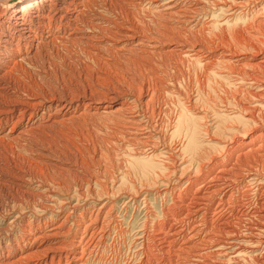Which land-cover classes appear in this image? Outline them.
Masks as SVG:
<instances>
[{
  "label": "bare ground",
  "instance_id": "1",
  "mask_svg": "<svg viewBox=\"0 0 264 264\" xmlns=\"http://www.w3.org/2000/svg\"><path fill=\"white\" fill-rule=\"evenodd\" d=\"M98 1L97 0L96 1H94V0H12V1L5 0V3L3 4L2 8L0 9V99H1L0 100V157H1L0 160L3 161L0 163V165H1L0 181L3 182V184H1V187L4 188L5 190L7 188H10L11 186H14L13 188L17 187L18 189H22L23 191L25 190L23 193H21L23 196H20V198H22L24 196L25 197L28 196L29 197L28 199L32 198V196H30V194L33 192H31L29 195L25 192H28L29 190H35V191H40V193H41V195H39V196H38V194L35 193L38 196V199H41L42 201H49L52 204V202L56 203L58 201L57 197L62 196L63 193L64 194L68 193L67 195H69V196L70 195L71 196L76 195V194L73 195V194L69 193L71 191L67 192V190H71L69 188H67L65 190L66 185L61 184L64 180L62 182L60 181L61 182L60 183L59 182L60 179L59 180L57 179L58 176L59 177L62 176L63 173L65 174V173H68L69 171H71V170H69L71 168V166H70L71 163L69 164V162L65 161L66 158H67L66 160H68V159L70 160V158L67 157L70 154L69 155L67 154L68 151L65 149L66 146H64L65 148L62 147L63 150L65 149V151H67L66 153L59 152L60 149H59V151L57 149H52L53 145H55V143H57L55 141H59L58 136H60L61 138L63 136V135H61V134H63V132H62L63 130L60 127H63L65 129L66 133H70L71 136H76V134L72 133V131H71L72 130L71 128H73L74 125H78L77 127H80L83 124H86L88 122V120H90L91 118L94 119L93 117H96V115L100 116V118H102V119L112 117L111 122H113V120H114L113 117L124 116L131 109L129 107V104H128V98L127 97L122 98L123 96L120 97L122 93L120 94V96H119V94L117 95L116 92H115L116 95H113L112 93L108 92V90H106L107 91L106 92L107 97L103 96V98L102 99L100 98V100L97 102V100L99 98L98 99L96 98V101H95V100H93L94 97L90 96L92 99L85 97L87 89L84 90V88L83 89L81 88L82 91L83 90L85 91L83 94H80V95H82V97H79V96L71 97L72 94H74V93H68L67 92L68 94L67 93L61 94V96H59L57 99H49L47 97L49 100H46L44 97L41 96V94H43V96L45 95V97H46V94H47L46 92L51 90V87H53L50 85V83H49L50 89L49 90L47 89L46 92L43 91L42 88H37V87L33 86L34 84L30 85V84L26 83L27 86L26 85L20 86V85L15 84L14 80H17V78L19 77L20 79L18 81H20L22 79L21 76H24L23 75L24 73H22L23 69L18 65L20 63H23V62L26 63L27 61L30 60V58L32 56L34 58V56L36 57L37 55H39L38 50L39 49L41 50V48H40L41 45H44V46L48 45V47H49V44L61 45V46L67 47V50H68V48H70V49L72 48L71 50H73L74 49L73 47H75V46L69 47V45L70 44L73 45L74 43H76V44L80 43V46H84L86 49H88V53L90 56L92 55V52H96L95 54H97L98 56H101L100 51H102V49L103 50L106 49L108 51L110 50L111 53L113 52L118 57L126 56L125 54H128L131 56V54H133L132 53L133 50H136L137 52H135V56L129 57V60H128V62L131 61L132 64L131 63H128V64H131L133 66L136 65L137 67L149 65L150 64L149 59L151 56H153L152 54L155 53V50H163L160 52V54L162 53L161 54L162 57L168 56L169 59H168V57L165 59L166 60H173L176 62V64H177V61L172 57L176 56V59L178 57L180 59V61L184 60V59H186V60L188 59V61L190 59L195 60V58H193V55L192 56L190 55L191 54L190 51L193 52V50H191L190 47L192 48L193 45H191L190 47L186 46V43L183 42L184 40L181 38V35L179 34V32H181V29L186 30V29H184L185 27L183 26V25H185L184 20L187 17L188 10L192 11L191 9L187 8L188 9L187 11H182V8H181V10L179 9L180 11L179 10L177 11V9L175 7L174 0H166V2L163 5H160L161 0H140L141 1L140 3H139V0H125V1L124 0H107V1L106 0H98ZM143 1L148 2V5H149L148 9L150 10V12L152 14H150V12H149L150 15L148 14L146 17H144L145 19H143V17H140L142 19L139 20L138 16L141 14L140 12L142 11L140 9H142V8H143V10L145 9V6L142 5L144 3ZM178 1H180V0H178ZM181 1H184V0H181ZM185 1H187V0H185ZM193 1L194 2L198 1L197 5L208 6L207 4H212V3L214 4L215 0H193ZM221 1L225 2L226 0H220V2ZM229 1L230 0H228V2ZM256 1L258 2L257 3V8H258L257 14L258 15L256 16V14H255L254 17L258 18V20H257L258 24H256L255 26H256V30H258L257 31L258 34H260V32H261L262 35L264 36V0H256ZM233 2L238 3V6H237L238 8L237 9L236 8L231 9V6H230V9H228V10L226 9V11H231L233 13H236V19H235L236 22H234L235 24L233 23V26L235 25L234 29L236 31V27H237V29H239L238 27H240L241 22L245 19V17H247L246 12L244 13V11L242 12L240 10L245 6H248L247 4H250L252 2V0H238V1L234 0V1H231V3H233ZM183 3L185 4L186 2H183ZM215 3L218 4L217 0ZM96 4H100L101 6H103V8L106 7V9L104 8L105 13L106 12L107 13L112 12L114 14L115 12H119L118 13L119 16L117 15L118 16L117 19H116V17H115V19H112V18L108 19L106 17V15H100V13H98L96 15L97 17H99V19H100V17H101V19H104V22L110 21L108 23V25L110 26V29H107L108 27L105 29H100V26L95 24L94 19L97 17L95 16L93 19V16H94L95 11H96L94 7L97 6V8H98V5H96ZM225 5H226V3L225 4L222 3V5H220V6L225 7ZM253 5L256 6L255 4H253ZM140 6L142 8H140ZM188 6H189V4H188ZM189 7H191V6H189ZM232 7H235V6H232ZM93 8L95 11L91 12L93 10ZM99 8H101V7H99ZM184 8H186V7H184ZM194 8H192V9H194ZM211 9H212V7H211ZM216 9H219V8H216ZM102 10H100V11H102ZM100 11H98V12H100ZM206 11L207 10H205V12ZM217 12H218V10H217ZM222 12H224V11H222ZM200 13H202V12H200ZM251 13L249 15H251ZM255 13H256V11H255ZM153 14L157 15V17H158V18L157 17L154 18V19H156L154 21H152L153 18L150 19L151 18L150 16ZM213 14H215V13H213ZM226 14H227V12H226ZM145 15H146V13H145ZM141 16H143V15H141ZM176 17L180 18V19L175 20ZM192 17H195V16H192ZM192 17H191V19H192ZM200 18H202V17H200ZM231 18H233V17H231ZM96 21L98 22V20H96ZM192 21H194V20L192 19ZM197 21H200V20L198 19ZM230 21H231V19H230ZM244 21L242 22L243 24H244ZM255 21L256 20H254L252 22H255ZM150 22L153 26L152 29L149 25ZM217 23H219V22H217ZM227 24L228 23H226V25ZM230 24H232V23H230ZM247 24L248 23L246 22L244 25H247ZM100 25H101V23H100ZM108 25L106 24L105 26H108ZM194 25H197V24L195 23ZM214 26L215 25H213V27ZM217 26H219V25L217 24ZM198 27H199V30H201L200 27H202V26H198ZM248 27L249 26H247V29H248ZM250 27L252 28V25ZM250 27H249V29H250ZM179 28H181V29H180V31L177 32V30ZM196 28H197V26H196ZM192 29H193V27H192ZM189 30L190 29H187V34H188ZM192 31L194 32V30H192ZM195 31H196V29H195ZM101 32H104V34H100ZM193 32L190 31V33H192L191 36L193 35ZM237 32H240V29ZM98 35H103V37L100 36V38H98L97 37ZM194 35H196V34L194 33ZM191 36H190V34L188 35V37H191ZM200 37H201V34H200ZM185 38L186 37H184V39ZM194 38H196V36L193 37L192 39H194ZM196 39H194V40H196ZM202 39H203V36H202ZM185 41H186V39H185ZM196 41H198V40H196ZM40 42H41V44H39V46H38L37 44ZM202 42L204 43V41H202ZM207 42H209V41H207ZM194 43L196 44V42H194ZM205 44L203 46H205ZM207 44H206V46L208 47ZM249 44H251V43H248V42H246V43L240 42L239 43L242 50L245 51V52L243 51L245 54L235 57L237 59V63H241V64H239L242 66L241 68L233 70V72L227 71V72H220V73L218 71H217L218 73H215L216 71L213 72V69L212 70L209 69L211 71V73L209 71L207 73L209 75L204 74L209 78L210 77L217 78L218 81L223 83L224 86H226L227 88L229 87L227 90L230 89V91L232 88V86H231L232 81L230 82V76H232L235 79V82L237 85V87H234V89H232L233 93L235 92L234 90L237 89L236 92H238V88L239 89L241 88L240 90H243L248 95V99H247L248 103L247 104L244 103L246 101H244L243 99H242L243 103L240 102V100H238V101L236 100L235 102H232L235 99L233 97L234 99L232 101L230 100L227 103H225L226 104L225 106H227L229 108L228 109L229 111L227 109H225L227 111L221 112V109H219V108L218 109L220 111H215V109H214V112H213L214 116L212 115L213 116L212 118L215 117V121H212V122L213 123L215 122V125L213 126L211 124L213 126L212 128L206 127L207 125L205 124V120L207 118L204 119L205 118L204 114H202V112H197V110L202 109L203 108L202 106H204V105L207 106L209 108V110L210 109L213 110L212 104L207 105V103H206V104L201 106L202 108H198V106L200 104L198 105V99L197 100L195 99L193 101H195L197 103L198 109L196 107H194L195 105L193 107L196 108L197 110H195L194 108L193 109L188 108V106L186 107L185 100H183L181 95L177 93L178 89L176 90L175 84L171 83V90L165 89L168 87L164 88L165 91L168 92L169 97L173 98L174 101L176 100V103L178 105L176 107L177 108L176 109V112H177L176 115L174 113L175 116L173 115L174 117L172 119H170V122H169V124H170L169 137H170V146L172 144L171 143L172 141L175 143L174 140L179 139L180 147H179L178 151L175 149L176 151L172 152L171 153L172 155H170L169 153H165V152H168L170 147L166 146V148H168V150L163 152V149L160 150L157 147L156 142L159 143V141L158 140L154 141L155 139L153 140V138H151V134L145 133V132H148V131H146V129L148 128L146 125L148 123L146 125L143 123L144 121H142L143 119H141V116H140L141 113L140 112L130 114L131 111L135 108L130 110V113H128L129 115L126 118L124 117L125 119H123L122 124H120L121 131H118L119 133H117V134H120V132H121L125 137H131L133 139V141L138 142L139 145L137 143L136 144L138 146L126 145V148L119 150L117 147L120 146L123 142L120 143V145H118V143H117L118 146L115 149H118V150L115 152V156L116 157H123L125 160H122V163H124L123 161H125L126 166H127L126 167L124 165L127 168L126 172L120 171L122 174L120 176L119 181L117 180L119 186L115 181L116 179L114 180V183H113L114 177H113V179H111V181L113 183L112 185L118 186V187H116L117 189L115 188L116 189L115 191L117 193H119L120 190H127V193L129 192L128 194L131 195L130 197L134 198L135 196H132V195L135 194L136 195L135 198H137V197H139V194H140L139 190H138L139 187L137 185H139L141 187V189L145 188V192H146V190H148V189H146L147 187L152 189V187L154 186V188H156L157 187L156 185L160 186L164 182H166L167 179L165 180L163 177H166L168 174H169L168 175L169 178L172 175H175V177H176L177 176L176 174L179 172L181 180H183L184 178L187 177V176L186 177L184 176L185 171H186V173L189 172L192 169V167H194V171L198 174L196 177L194 175L193 179L190 178V179L186 180V182H188L189 185H188V188L186 190L187 193L184 194L185 199L182 201L184 203L183 206H185L184 207L185 209L180 210L178 212H176L174 210L175 213L172 216L170 214L171 218H169V215H168L167 220H165V222L162 223L165 228H163V229L157 228L151 234H149V232L147 233L145 230H143L142 233L144 236H141V239H143L146 242L145 243V250H143V252L145 251L146 254H148V252L153 247L154 248L157 247L158 249L162 250V253L165 252L167 254L169 252V254H170L166 260L161 259V257L158 258V256L157 257L154 256L155 258L152 261L153 257L150 258V256H148L147 258L149 260L148 261L145 260L144 264H151L152 262H154L152 264H162V262H160L161 260H163V264H264V50H260L258 47L254 46V45H249ZM76 46H78V45H76ZM206 46L204 47V49H206ZM224 46H226V45H224ZM240 46H239V48H240ZM222 47H223V45H222ZM42 48H44V47H42ZM75 48H77V47H75ZM187 48H189L190 50H187ZM221 49H223V48H221ZM217 50H218V48H217ZM242 50H239V51L242 52ZM78 51H81V50H78ZM108 51H106V52L108 53ZM196 51L199 52V51H203V50L198 49ZM230 51L228 52L229 54H230ZM237 51H238V49H237ZM67 52H69V50ZM36 53H37V55H36ZM70 53L71 52H69V54ZM72 53H71V55H72ZM102 53L105 54L104 51ZM136 53L137 54L139 53L140 55L136 56ZM157 53H155V54H157ZM224 53H225V51H224ZM237 53H240V52H237ZM82 54H83V51H82ZM216 54H218V53H216ZM200 55H202V54H200ZM231 55H232V53H231ZM5 56H7V57H5ZM77 56H79V55H77ZM93 56H95V55H93ZM102 56H101V58H102ZM158 56H159V54H158ZM197 56H199V55H197ZM33 58L31 60H33ZM36 58L39 59L38 57H36ZM160 58H161V56H160ZM160 58H158V60H161V62H162V60H164V59H160ZM197 58L198 57H196V62L192 60V63L193 62L194 63L201 62V61H198ZM86 59H87V57H86ZM179 59H178V61H179ZM88 60H90V62H91L92 58L90 57ZM148 60H149V62H148ZM158 60L156 59V61H158ZM213 60L215 61V59H213ZM95 61H96V58H95ZM190 61H189V64L192 65ZM216 61H217V59H216ZM102 62H104V61H102ZM111 62L114 63L116 61H111ZM153 62H155V61L153 60ZM182 62L183 61H181V65H182ZM218 62L219 61H217V63ZM92 63L95 64V66L97 65L95 62H92ZM97 63H98V60H97ZM165 63H164V65H165ZM207 63L208 62L206 61L205 66L207 65ZM209 63H213V62H209ZM105 64H106V62H105ZM105 64H102V65L104 66ZM168 64H170V63H168ZM183 64H185V62H183ZM189 64L187 66L186 65L185 66L187 68L188 67L190 68ZM230 64L231 63H229L228 65L231 66L232 64L231 65ZM83 65H84V63H83ZM108 65H109V63H108ZM113 65H111V66H113ZM123 65H125L124 66L125 68H126V66L128 67L127 64H123ZM123 65H122V68H123ZM171 65L172 64H170V66ZM181 65L179 63V66H181ZM194 65H196V64H194ZM200 65H202V64H200ZM233 65L231 66V68L234 67ZM85 66H87V65H84V67ZM95 66L92 70H95L97 68V67L95 68ZM97 66H99V64ZM157 66H158V64H157ZM183 66L184 65H182L181 68ZM199 66H198V68L200 69L201 67H199ZM202 66H204V65H202ZM237 66H238V64H237ZM159 67H161V66H159ZM159 67H157V68H159ZM163 67H168L167 63H166V66H163ZM163 67L160 69H163ZM178 67L174 68L172 70L179 69L180 67L179 68ZM191 67L194 68L193 66H191ZM219 67H221V65ZM17 68H19V69L17 70ZM64 68H66V67L64 66ZM102 68H104V67H102ZM109 68H107V69H109ZM114 68L115 67H113V69L111 68L113 72L115 71ZM118 68H119V66H118ZM118 68H117V70H118ZM129 68H128V71H129ZM172 68H173V66H172ZM208 68H210V67H208ZM213 68H215V67H213ZM216 68H217V66H216ZM222 68H224V67H222ZM144 69H147V67ZM149 69H151V68H149ZM202 69L204 70V69H206V67L202 68ZM90 70H91V68H89V72H90ZM97 70H98V68H97ZM101 70H103V69H101ZM130 70L133 73V70L131 68H130ZM135 70L137 71V69H135ZM169 70H171V69H169ZM219 70H222V69H219ZM24 71H26V70H24ZM67 71H68V69H67ZM131 71H129V73ZM138 71H140V70H138ZM180 71L182 72V70H180ZM224 71H226V70H224ZM80 72H78V75L83 73V72L82 73H80ZM91 72L94 74L93 71H91ZM147 72H149V71H147ZM156 72L158 73V71H156ZM156 72H155V74H156ZM163 72H164V70H163ZM172 72L174 73V71H172ZM26 73H27V71H26ZM64 73H66V72H64ZM87 73L88 72H86L85 75ZM124 73H122V74H124ZM126 73H128V72H126ZM137 73L138 72H136V74L133 73L134 77L137 75ZM146 73L144 71V74H146ZM177 73H178V70H177ZM177 73H175L176 76L173 74V77L174 76L177 77ZM69 74L70 73H68L67 76H69ZM97 74H98V78L96 76V80L101 81V82H104L107 79L109 80V78L111 77L110 75H113L112 73H107L104 71H102V72L99 71ZM139 74H140V72H139ZM139 74H138V77L140 76ZM170 74L171 73L169 72L166 75L171 76ZM75 75H77V74L75 73L74 76ZM78 75L75 77H78ZM117 75H118V73H117ZM124 75H126V74H124ZM163 75H164V73H163ZM88 76L90 77V74H88ZM92 76L94 77V75H92ZM151 76L152 75L150 74V77ZM159 76H161V73ZM69 77H70L69 79L68 78H66V79L70 80L71 76H69ZM75 77H73V78H75ZM107 77H109V78H107ZM115 77H114V79H116ZM134 77L133 78L131 77L132 80L134 79ZM175 77H174V79H175ZM180 77H181V75H180ZM82 78L84 79V77H82ZM141 78H142V76H141ZM157 78L158 77H156V79ZM166 78H168V77H166ZM87 79H90V78H87ZM138 79H140V78H138ZM149 79H150L149 81H152L151 78H149ZM153 79L155 80V78H153ZM71 80H70V83H72V81H73V80L72 81ZM116 80H115V83H116ZM127 80H128V77H127L126 81ZM51 81H54V80H51ZM79 81H80V79H79ZM90 81L92 82V79L89 80L88 82H90ZM135 81H136V79H135ZM147 81H148V79H147ZM149 81L147 82V85H144V83L140 84V85H142L143 87L147 86V87H145L146 88L145 92L149 95V98L145 101H147L148 107L151 105L150 109H152V105L153 104L156 105V103L154 102V99L156 98V97L154 98L155 93L157 94V92H158V91L156 92V90L155 89L153 90L152 88L154 86V88L157 89L158 86L156 87V85H158L157 84L158 82L155 81V84H154V81H153L152 84H154V85H151ZM160 81L163 82V79L161 80V78H160ZM160 81H159V85L161 84ZM168 81H170L169 78H168ZM172 81L174 82L173 79L171 80V82ZM22 82H23V80H22ZM22 82L20 81L18 83L22 84ZM24 82H26V81H24ZM28 83H29V81H28ZM70 83H68V84L70 85ZM117 83L115 84L116 88L118 87ZM119 83H121V82H119ZM23 84H25V83H23ZM79 84H78V86L81 85V84L80 85ZM105 84H107V83H105ZM112 84L114 85V82ZM71 85H73V84H71ZM92 85L91 86L88 85V86H90V88H91ZM113 85H112V87H113ZM115 85H114V87H115ZM140 85H139V87H141ZM62 86H64V85H62ZM74 86H75V89L74 88L73 89L76 90V92H77L78 87H76L75 84H74ZM85 86H87V85H85ZM106 86H108V85H106ZM137 86H138V83H137ZM163 86H164V84H163ZM163 86L160 85L161 90H162ZM185 86L183 85V87H185ZM8 87L10 88V90H12L11 94H7L5 92ZM83 87H84V85H83ZM143 87H142V89H143ZM160 87H158V88H160ZM181 87H182V85H181ZM183 87L181 89H183ZM59 88H61L63 90L62 87H59ZM101 88H103V87L101 86ZM177 88L180 89V87H177ZM186 88H188V87H186ZM15 89H16V91H15ZM81 89H80V91H81ZM142 89L134 88L133 93L138 92V90L143 92ZM53 90H54V88H53ZM58 90H55L53 93H55ZM70 90H72V88H70ZM74 90H73V92H74ZM88 90H89V87H88ZM175 90H176V92H174ZM227 90H226V92H227ZM94 91H96V90H94ZM150 91H152L151 94H150ZM183 91H184L183 95H185V91H187V90H185V88H184ZM49 92H48V94L51 95L52 93H49ZM62 92H64V91H62ZM69 92H71V91H69ZM78 92H79V90H78ZM181 92H182V90H181ZM98 93H99V91L96 94H98ZM103 93H104V91H103ZM126 93H129V92H126ZM30 94H32V95H30ZM33 94H36V95H33ZM37 94H39L40 96ZM96 94H94V95H96ZM168 94H166V95H168ZM222 94H226L224 89H222ZM234 94H237V93H234ZM244 94H242V95L244 96ZM69 95H71V96H69ZM91 95L94 96L93 94H91ZM101 95H102V93H101ZM123 95H126V94L123 93ZM133 95H135V94H133ZM187 95H189L188 92H187L186 96ZM198 95L200 96V94H198ZM230 95H231V92L228 96H230ZM52 96L53 95H51V98H54L57 95H55L53 97ZM98 96L99 95H97L96 97H98ZM109 96H113V97H109ZM156 96H158V95H156ZM221 96H224V95H221ZM233 96H235V95H233ZM138 97H139V95H138ZM244 97H246V96H244ZM220 98L222 99V97H220ZM226 98H229V97H226ZM135 99H133V100L135 101V103H137ZM144 99H146V96ZM199 99H201V97ZM216 99L214 101H218V99L217 100ZM137 100L140 101L138 98H137ZM217 103H219V105L221 106L220 100ZM138 104H139V102H138ZM141 104L142 103H140V105ZM143 104H144V102H143ZM210 105H212V106H210ZM134 106H136V105H134ZM223 106H224V104H223ZM153 107H156V106H153ZM145 111L147 112L148 110H145ZM200 111H202V110H200ZM152 112H153V110H152ZM207 112H208V109H207ZM159 113L161 115L162 112L159 111ZM147 115H148V113H147ZM143 116L145 117L144 114H143ZM151 116H152V118L155 117L154 115H151ZM167 116H168V114H167ZM170 116H172V115H170ZM207 116L210 117V115H207ZM209 117H208V119H209ZM120 120H121V118H120ZM152 120H154V119H152ZM162 120H163V118H162ZM164 120H165V118H164ZM167 120H169V118L168 119L166 118V120H165L166 123H168ZM94 121L96 122V118ZM104 121H107V119H105ZM98 122H99V120H98ZM102 122H103V120H102ZM102 122L100 121V123H102ZM107 122H110V121H107ZM117 123L118 122L116 121L113 124L116 125ZM105 124H106V122H105ZM159 124H161V123H159ZM162 124H164V123H162ZM86 125H89V124H86ZM103 125L101 126L102 128L106 127ZM144 125L147 128H144ZM157 125H158V123L156 124V126ZM211 125H209V126L211 127ZM222 125H225V126L227 125V126L225 128H223ZM89 126H86V127H89ZM108 126H110V125L108 124ZM156 126L154 125V127H156ZM91 127H93V126H90V128ZM113 127H118V125L113 126ZM95 128H97V127H95ZM95 128H93V133H94ZM98 128H100V127H98ZM108 128H110V127H108ZM166 128H169V125H168V127L166 126ZM166 128L164 130L167 131ZM116 129L117 128H115L114 131ZM161 129L159 128V130H161ZM79 130H82V129H79ZM102 130H105V128ZM112 130L110 129V132ZM162 131H163V129L160 132L161 134H162ZM220 131L221 132L223 131V135H221L222 141H216L214 139V137H212V139H211L210 136H212V135L215 136L216 133H218ZM82 132H84V131H81L80 133L82 134ZM84 133L86 134V131ZM84 133L82 134L83 136H84ZM156 133L159 134V132H156ZM48 134H50V135H48ZM87 134H88V130H87ZM90 134H92V133H90ZM101 134L102 133H100V135ZM164 134H165V132H164ZM210 134H212V135H210ZM88 135H86L87 138H88ZM51 136L53 137V139ZM90 136H89V138L93 137V136H91V137ZM202 136H204V137H202ZM112 137H113V135L110 138H112ZM153 137H155V136H153ZM161 137H163V136L161 135ZM169 137H167V138H169ZM79 138L82 139L83 137L82 136L78 137V140H79ZM99 138L101 139L102 137L99 136L97 138L98 139V141H96L97 144L100 140ZM92 139H91V141H92ZM105 139H106V137H105ZM107 139H109V138H107ZM107 139L105 141H107ZM115 139L116 138L114 135V141H115ZM118 139H119V137L117 138V140ZM132 139H130V140H132ZM103 140L104 139H102V141ZM110 140H112V139H110ZM164 140H166V138ZM164 140H163V142H164ZM36 141H39V142H36ZM88 141H90V139ZM88 141L86 140V142H88ZM127 141L128 140H126V142ZM166 141H168V140H166ZM82 142H83V140H82ZM163 142H161V143H163ZM18 143L19 144L25 143V144L30 145L28 149L24 148L26 145L19 148V150L23 153L21 155L24 156V154H25V156L27 157V153L29 154V156H28L29 160H28L27 164H25V162H24V160H26L24 158L25 156L22 157L19 154L20 151H19V153H17L18 152L17 149L13 146V144L16 146L19 145ZM59 143H60V141H59ZM78 143L80 144V140ZM111 143L114 144L113 147H115L116 143H113L112 141H111ZM129 143H130V141H129ZM76 144L73 143L72 146H75ZM123 144L125 145V143H123ZM98 145H99V149H100V144H98ZM20 146H21V144H20ZM81 146H78V147H81ZM107 146L110 147L109 144ZM95 147H97V146H95ZM172 147H173V145H172ZM175 147H178V146L175 145ZM86 148H85V150H86ZM121 148H123V147H121ZM162 148H164V147H162ZM78 149L80 150V148H78ZM111 149H113V148H111ZM209 150H213V152H215V153L211 154L209 157H207L206 154H208L207 151H209ZM69 151H70V148H69ZM82 151H83V149H82ZM62 152H64V151H62ZM70 152L74 153V151L72 152V150ZM70 152H68V153H70ZM79 152H81V151H79ZM83 152H81V153L83 154ZM75 153H74V155H75ZM94 154H96V153L94 152L92 155H94ZM104 154H102V155H104ZM106 155H105V157H106ZM108 155L110 156V154H108ZM72 156H73V154L70 156L71 160L73 159ZM75 156H78V155L76 154ZM95 156H94V159H96ZM58 157L59 158L60 157H66V158L61 160ZM81 157L83 159L84 154ZM81 157L79 156L77 158L79 159ZM87 157L89 158L90 156H87ZM100 157H101V155H100ZM90 158L93 159V156ZM171 158H173V159H171ZM105 159L107 160L109 158H105ZM113 159L112 160L109 159L110 161L107 160V162L109 161L108 163L111 162V164H112ZM79 160H81V159H79ZM85 160H88V159L87 158L83 159L84 162H85ZM92 161L94 162V160H92ZM77 162H79V161L77 160ZM84 162L82 164L85 165ZM114 162H115V160H114ZM197 162L201 163V164L204 162V166L202 167L203 168L202 170L199 169V167H198L200 164L197 167H195V163H197ZM172 163H173L174 168L171 166ZM79 164H80V162H79ZM87 164H88V162H87ZM115 164L117 165V163H115ZM115 164H114V166H116ZM118 166H121V165L118 163ZM200 166H202V165H200ZM104 167H106V166H104ZM110 167L112 168V165ZM50 170H52L53 172L55 171L56 174L58 175L55 180H54V177L52 178L50 176V174H49ZM113 170H114V168H113ZM115 171H117V170H115ZM118 172H119V167H118ZM78 173L76 172L77 175H78ZM69 174H72V173L69 172ZM65 175H67V174H65ZM80 175H81V173H80ZM88 176H90V175L88 174ZM112 176H115V175H112ZM64 177H62V178L64 179ZM66 177L68 178V176H66ZM95 177H97V176H95ZM104 177H105V175H104ZM80 178L81 177H79L77 179H80ZM107 178H108V180L110 179L109 177H107ZM132 178L133 179L135 178L136 182H135V180H134V182L137 184L133 183ZM178 178H179V176H178ZM178 178H177V180H179ZM66 179H65V182L68 180V179L67 180ZM94 179L99 181V179H97V178H94ZM131 179H132V181H131ZM83 180H84V177H83ZM85 180H86V178H85ZM73 181L74 180L72 179V183H73ZM111 181H109L107 183H110ZM167 181L170 183L169 180H167ZM82 182L83 181H81V183ZM181 182H183V181H181ZM69 184L67 183V186ZM75 184L77 185V183H75ZM94 184H96V183H94ZM101 184H100V189H102L103 192H101V191L99 192L97 190V188L94 187L95 190H97L99 195L102 193L101 196H103V193H105V195H108L109 194L108 188H106L108 184L106 186L101 185ZM83 186H84V184H83ZM69 187H70V185H69ZM87 187L92 189L91 187H89V185ZM73 188H74V186H73ZM79 188H78V190H79ZM18 189H16V191H15L16 194L20 193V190H18ZM78 190L76 189V191H78ZM88 190L89 189L83 190V192H85V191L88 192ZM0 191H2V190H0ZM11 191H12V189H11ZM11 191H10V193H13ZM72 191H74V190H72ZM121 192L124 195V192L123 191H121ZM92 193H93V190H92ZM94 193H96V191ZM146 193L148 194V192H146ZM13 194L15 195V193H13ZM79 194L80 193H78V195ZM83 194H85V193H83ZM88 194H89V192H88ZM113 194L115 195V193H113ZM92 195H94V194H92ZM86 196H87V194H86ZM90 196H91V194H90ZM90 196H88V198ZM14 197L15 196H13V198ZM70 197H69V199H70ZM80 197H76V199L78 198V200H79ZM178 197H181V195ZM35 198H32L33 202H34ZM94 198H95V196H94ZM94 198H93V200L95 201ZM105 198H106V200H108L107 197H105ZM5 199H6V197H4L3 195H0V204H2V206H3V204L5 205L6 203H8V201L6 203H4V201H6L8 198L6 200ZM22 199L24 201V198H22ZM26 199H25V201H27ZM85 199L87 200V197ZM91 199H92V197H91ZM37 200H35V201L37 202ZM100 200H101V198H100ZM112 200H114V198ZM11 201H12L11 204L10 203H9V205L6 204L7 206L5 205V208L7 207L6 209L10 208L11 210L13 209L14 212H16L18 209L23 210L25 208V205H23L25 202L21 201L20 199H13ZM90 201L92 202V200H90ZM102 201H103V198H102ZM30 202L31 201H29V203ZM39 202H37V203L40 204ZM78 202L80 203V201H78ZM83 202H84V200H83ZM95 202H98V201H95ZM61 203H63V202H61ZM68 203H71V199L69 200ZM98 203H100V201ZM133 203H134V201H133ZM41 204H42V202H41ZM59 204H60V202H59ZM67 204H65V205H67ZM31 205H33V203H31ZM60 205H57V206H60ZM62 205H64V204H62ZM113 205L111 207H113ZM179 205L176 204V206H178V207H179ZM30 206H28V208ZM34 206H35V204H34ZM37 206L39 207V205H37ZM43 206L42 207L40 206V207L45 209L46 205H43ZM48 206H49V204H48ZM50 206L49 207L51 209L52 205H50ZM64 206H62V207H64ZM74 206H75V204H74ZM104 207H108V206L105 205ZM35 208H33V209H35ZM70 208H72V207H70ZM56 209H58V208H56ZM60 209H61V207H60ZM35 210H38V208ZM45 210H43V211H45ZM52 211H55V210H52ZM14 212H12V213H14ZM2 213L4 214V211ZM102 213H103V211H102V209H100L98 213L96 212L97 215H95L96 216V218L94 217L95 219H93V220L89 219L83 223L78 222L79 223L78 224V230L77 231L74 230L75 232L71 231V230H73L72 229L73 226L69 225V226H72V228L71 229L68 228L69 230L66 231L67 233H64L63 230H64L65 224L63 223L64 225L61 224V225L57 226V224H56V220H57L56 216L57 215L56 216L50 215L49 222L46 223V225H49V227L46 228V230L38 232L36 234L29 230L30 226H26V228H23L24 233H22V234H24V235H22V238H21L22 245H18V249L16 250L17 253H15L13 255H8V253H7V256H4L2 254L3 256L0 258V264H85V260L88 261V259H84L85 258L84 256L91 249V247L93 248L92 245L95 244V239L97 237V234H99V233L96 234L95 231L100 229L101 232H102V230L104 232V230L106 229V227L108 225L107 223L109 221L108 222L106 221L107 223L105 222L106 227L104 229L103 224H102V221L104 219L102 218L103 220H101V223L98 221V216H102L101 215ZM110 213H111V211L107 210V213H105V215L106 216L108 215L109 217H111L112 213L111 214ZM15 214H12V216H14ZM166 214H168V213H166ZM2 216H0V217H2ZM70 216H72V215H70ZM10 218H11V216H10ZM15 218H17V217L15 216ZM89 218H91V217H89ZM65 220H62V222ZM68 220H66L65 223ZM70 220H71V218H70ZM32 222H33V220H32ZM74 222H75V220H74ZM13 223H15V222H12L11 224H13ZM34 224H32V225H34ZM74 224L76 225L77 223H74ZM110 224H111V222L109 223L108 227L110 226ZM32 225H31V227H32ZM9 226H16V225H10L9 224ZM142 227H143V225H142ZM149 227H152V226H149ZM160 227H162V225ZM36 228H38V227L36 226ZM146 228H148V227H146ZM81 229L83 230L82 237L78 239V233ZM142 229H144V228H142ZM106 230L108 231V229H106ZM35 231H37V230H35ZM104 234H105V232H104ZM99 239H102V238L98 237V240ZM52 243L58 244L60 246V248H58V247L52 248L51 247V246H53ZM97 244H98V242H97ZM97 244H96V246H97ZM12 247H13V245H12ZM14 247H15V245H14ZM143 247H140V248H143ZM41 248H43V251H45V252L40 251ZM91 253H93V252L91 251ZM139 253H140V251H139ZM152 253H153V250H152ZM152 253H150L149 255L152 256Z\"/></svg>",
  "mask_w": 264,
  "mask_h": 264
},
{
  "label": "rangeland",
  "instance_id": "2",
  "mask_svg": "<svg viewBox=\"0 0 264 264\" xmlns=\"http://www.w3.org/2000/svg\"><path fill=\"white\" fill-rule=\"evenodd\" d=\"M3 1V2H2ZM10 1H12V0H10ZM94 1H96V0H94ZM98 1V0H97ZM107 1V0H106ZM125 1V0H124ZM164 1V2H163ZM227 1V2H226ZM225 2L224 1H221L223 4H225L226 3V5H225V7H221L220 5H222V3L220 2V0H217V2H218V4L217 3H215L216 2V0L214 1V4L212 3V4H207L208 6H206V5H197L198 4V1L197 2H194L193 0H187V1H178V0H174V3H175V7H176V9H177V11L180 9L181 10V8H182V11H187L188 9L187 8H189V9H191L192 11H189L188 10V14H187V17H186V19L184 20V22H185V25H183L185 28L184 29H186V30H183V29H181V28H179L178 30H177V32L178 31H180V29H181V32H179V34L181 35V38L184 40L183 42H185L186 43V46H188V47H190L191 45H193V49L190 47V49L191 50H193V52L192 51H190L191 52V56L193 55V58H195V60L194 59H192L193 61H195L196 62V57H198L197 58V60L198 61H201V62H199L200 64H202V65H204V66H202V65H200L199 63H192V60L190 61L191 62V64L192 65H190L189 64V61H188V59L186 60V59H184V60H181V61H183V62H185V64H183V62H182V65H184L182 68L184 69H182L181 68V61H180V59L177 57V59H176V56L175 57H172V58H174L176 61H177V64H176V62L175 61H173V60H166L165 58H167L166 56L163 58L162 57V53L160 54V52L161 51H163V50H155V53H157L158 51V53L157 54H152L153 56H151L150 57V62H149V60H148V62L150 63L149 65H144V66H133V65H131L132 63H131V61H129L128 62V60H129V57H132V56H135V52H137L136 50H133V54H131V56L130 55H128V54H125L126 56H120V57H118V56H116L113 52L111 53V51L109 50H106V49H102V51H100L101 52V56H102V58H101V56H98L97 54H95L96 52H92V55L90 56L89 55V53H88V49H86L84 46H80V43H74L73 45L72 44H70L69 45V47L71 46V47H73V46H75V47H77V48H75V47H73L74 49V51L73 50H71L70 48H68V50H69V52H73L72 53V55H71V53L69 54V52H67L68 50H67V47H65V46H61V45H52V44H49V47H48V45H46V46H44V45H41L40 46V48H41V50L39 49L38 50V53H39V55H37V53H36V57H38L39 59H37L35 56H34V58H33V56L30 58V60L29 61H27L26 63H20L18 66H20L23 70H22V73H24L23 75L24 76H21L22 77V79L20 80L21 82H22V80H23V82H22V84H19L18 82H20V81H18L20 78L18 77L17 78V80H14L15 81V84H17V85H20V86H25L26 85V83L27 84H30V85H33V86H35V87H37V88H42V90L43 91H47V89L49 90L50 88V85L51 86H53V87H51V90H49V91H47L46 93V97H45V95L43 96V94H41V96L42 97H44L46 100H49V99H57L59 96H61V94H64V93H74V94H72V96L71 95H69V96H71V97H76V96H79V97H82V95H80V94H83L85 91V89H87V91H86V94H85V97H87V98H89V99H92L91 97H94L93 98V100H95L96 101V98L98 99L97 100V102L100 100V98L102 99L103 98V96L104 97H107L106 95V90H108V92H110V93H112L113 95H118L119 94V96H120V94H121V96L120 97H122V98H124V97H127L128 98V104H129V107L131 108L130 110H132L133 108H135V109H133L132 111H131V113H130V110L128 111V113H130V114H132V113H141L140 114V116H141V119H143L142 121H144L143 123L146 125L147 123V127L144 125V128H147L146 129V131H148V132H145V133H147V134H151V138H153V140L154 141H159V143L158 142H156L157 143V147L160 149V150H162L163 149V152H165V151H167L168 150V148H166V146H168V147H172V145H173V147L170 149L169 148V150H168V152H165V153H169L170 155H172L171 153L172 152H175L176 150L178 151V149H179V147H180V144H179V139H176V140H174L175 141V143L172 141L171 143V146H170V137H169V129H170V124H169V122H170V119H172L175 115H176V107L178 106L177 105V103H176V100L174 101V99L173 98H171V97H169V94H168V92H166L165 91V89H169V90H171V83H173V84H175V87H176V90L178 91L177 93L178 94H180L181 95V97H182V99L183 100H185V102H186V107L188 106V108H194V107H196L197 108V106H198V108H202V109H196V108H194L195 110H197V112H202V114H204V119H206L205 120V124L207 125L206 127H208V128H212L214 125H215V122L213 123L212 121H215V117L214 118H212L213 116H214V109H215V111H220L219 109H221V112H225V111H227L229 108L227 107V106H225L226 104L225 103H227L228 101H232L234 98V100L232 101V102H235L236 100L238 101V100H240V102H242L243 103V101H242V99L244 100V101H246V102H244L245 104H247L248 103V95L246 94V92H244L243 90H240L239 88H238V92H236V90H234L235 92L234 93H237V94H234L233 93V90L232 89H234V87H237V85H236V82H235V79L232 77V76H230V82L232 81V84H231V86H232V88H231V91H230V89L229 90H227L228 88L226 87V86H224L223 85V83H221L220 81H218V79L217 78H215V77H207L206 75H209V74H207L210 70H212L213 69V72L214 71H216L215 73H220V72H233V70H236V69H238V68H241L242 66L241 65H239V64H241V63H237V59L235 58L236 56H239V55H243V54H245L244 52V50H242V48H241V46L239 45V43L240 42H248V43H251V44H249V45H254V46H256V47H258L260 50H264V36L262 35V33L260 32V34H258V30H256V24H258L257 23V20H258V18L256 17H254L255 16V14H256V16L258 15L257 14V10H258V8H257V1L256 0H252V2L250 3V4H247L248 6H245V7H243L240 11H244V13L246 12V16L247 17H245V21H244V24L247 22L248 24L247 25H244L242 22H241V25H240V27H238L239 29H240V32H237V31H239V29H237V27H236V31H235V29H234V27H235V25L233 26V23L234 22H236V13H233V12H231V11H226V9L228 10V9H230V6H231V9L232 8H238L237 6H238V3H231V1H234V0H230L229 2H228V0H226ZM238 1V0H237ZM0 9L2 8V6H3V4L5 3V0H0ZM7 2V1H6ZM99 2V1H98ZM97 2V3H98ZM141 1L139 0V3H140ZM144 2V1H143ZM161 2V4L160 5H163L165 2H166V0H161L160 1ZM178 4H177V3ZM183 2H186L185 4L183 3ZM193 2V3H192ZM188 4H189V6H191V7H189L188 6ZM253 4H255L256 6H254ZM96 5H98V8H97V6L96 7H94L95 8V10H94V8H93V10L91 11V12H94L95 11V14H94V16H93V19H94V17L98 14V13H100V15H106V17L108 18V19H115V17H116V19H117V17L119 16L118 15V13L119 12H115L114 14L111 12V13H105V11H104V8L106 9V7H104L103 8V6H101L100 4H96ZM143 6H145V9L143 10V8L140 6V8H142V9H140V10H142L140 13V15L138 16V18H139V20L140 19H142V18H140V17H143V19H145L144 17H146L148 14H149V12H150V10L148 9L149 8V5H148V2H144L143 4H142ZM213 5V6H212ZM252 5V6H251ZM5 6V5H4ZM148 6V7H147ZM182 6V7H181ZM196 6V7H195ZM212 7V9H211V7ZM218 6V7H217ZM232 6H235V7H232ZM99 7H101V8H99ZM147 7V8H146ZM184 7H186V8H184ZM197 9H195V8ZM206 7V8H205ZM192 8H194V9H192ZM210 8V9H209ZM216 8H219V9H216ZM222 8V9H221ZM103 9V10H102ZM201 11H200V10ZM225 9V10H224ZM248 9V10H247ZM100 10H102V11H100ZM179 10V11H180ZM205 10H207L206 12H205ZM209 10V11H208ZM211 10V11H210ZM217 10H218V12H217ZM224 11V12H222V11ZM98 11H100V12H98ZM104 11V12H103ZM215 11V12H214ZM221 11V12H220ZM255 11H256V13H255ZM97 12V13H96ZM192 12V13H191ZM199 12V13H198ZM200 12H204L203 14L202 13H200ZM209 12V13H208ZM226 12H227V14H226ZM251 13V15H249L250 13ZM102 13V14H101ZM145 13H146V15H145ZM213 13H215V14H213ZM224 13V14H223ZM230 13V14H229ZM150 14H152L151 12H150ZM149 14V15H150ZM156 14V13H155ZM192 14V15H191ZM196 14V15H195ZM233 14V15H232ZM235 14V15H234ZM118 15V16H117ZM141 15H143V16H141ZM191 15V16H190ZM200 15V16H199ZM231 15V16H230ZM109 16V17H108ZM155 16V17H154ZM192 16H195V17H192ZM230 16V17H229ZM249 16V17H248ZM97 17V16H96ZM114 17V18H113ZM151 18L150 19H152L153 18V20L152 21H154V20H156V19H154V18H156L157 17V15H151L150 16ZM191 17H192V19L194 20V21H192V19H191ZM200 17H202V18H200ZM231 17H233V18H231ZM251 17V18H250ZM259 17V16H258ZM98 18V19H97ZM97 18H95L94 19V22H95V24L96 25H98V26H100V29H105V28H107V29H110V26L108 25V23L110 22H104V19H101V17H100V19H99V17H97ZM158 18V17H157ZM228 18V19H227ZM231 19V21H230V19ZM247 18V19H246ZM252 20V21H254V20H256L255 22H252L250 19ZM255 18V19H254ZM179 20L180 18H175V20ZM188 19V20H187ZM200 20V21H197V20ZM96 20H98V22L96 21ZM138 20V21H139ZM158 20V19H157ZM228 20V21H227ZM233 20V21H232ZM250 20V21H249ZM190 21V22H189ZM192 21V22H191ZM101 23V25H100V23ZM104 22V23H103ZM189 22V23H188ZM198 22V23H197ZM200 22V23H199ZM217 22H219V23H217ZM104 25H103V24ZM148 23V22H147ZM197 24V25H194V24ZM219 25V26H217V24ZM226 23H228L227 25H226ZM230 23H232V24H230ZM108 25V26H105V25ZM188 24V25H187ZM193 24V25H192ZM206 24V25H205ZM215 25L214 27H213V25ZM235 24V23H234ZM150 27H151V29L153 28V26H152V24H151V22H150ZM187 25V26H186ZM221 25V26H220ZM244 25V26H243ZM252 25V28L250 27ZM196 26H197V28H196ZM198 26H202V27H200L201 28V30H199V27ZM206 26V27H205ZM247 26H249L250 27V29H249V27H248V29H247ZM190 27V28H189ZM192 27H193V29H192ZM206 28V29H205ZM187 29H190L189 31H188V34H187ZM195 29H196V31H195ZM242 29V30H241ZM255 29V30H254ZM192 30H194V32L192 31ZM199 30V31H198ZM190 31L191 32H193V37H195L196 36V38H194V39H196V40H198V41H196V40H194V39H192L193 37L191 36V34L192 33H190ZM174 32V31H173ZM186 34H185V33ZM203 32V33H202ZM237 32V33H236ZM242 32V33H241ZM194 33L196 34V35H194ZM198 33V34H197ZM201 34V37H200V34ZM100 34H104V32H101ZM190 34V36L191 37H188V35ZM203 34V35H202ZM185 35V36H184ZM199 35V36H198ZM261 35V36H260ZM100 36H102L103 37V35H98L97 37L98 38H100ZM202 36H203V39H202ZM184 37H186L185 39H186V41H185V39H184ZM188 38V39H187ZM200 38V39H199ZM190 40V41H189ZM192 40V41H191ZM204 41V43L202 42V41ZM246 40V41H245ZM252 40V41H251ZM182 41V40H181ZM207 41H209V42H206ZM250 41V42H249ZM257 41V42H256ZM189 42V43H188ZM194 42H196V44L194 43ZM199 44H198V43ZM208 45V47L206 46V44ZM260 43V44H259ZM262 43V44H261ZM39 44H41V42L40 43H38L37 45L39 46ZM189 44V45H188ZM205 44V46H206V49L208 50H206V49H204V47L205 46H203ZM36 45V44H35ZM51 45V46H50ZM76 45H78V46H76ZM195 45V46H194ZM217 45V46H216ZM220 45V46H219ZM222 45H223V47H222ZM224 45H226V46H224ZM199 46V47H198ZM214 46V47H213ZM239 46H240V48H239ZM263 46V47H262ZM42 47H44V48H42ZM202 47V48H201ZM229 47V48H228ZM47 48V49H46ZM84 48V49H83ZM197 48V49H196ZM210 48V49H209ZM217 48H218V50H217ZM221 48H223V49H221ZM228 50H227V49ZM77 49V50H76ZM189 48H187V50H190ZM203 50V51H196V50ZM225 49V50H224ZM237 49H238V51H237ZM78 50H81V51H78ZM108 51V53L106 52V51ZM231 50V51H230ZM239 50H242V52L241 51H239ZM40 51V52H39ZM49 51V52H48ZM82 51H83V54H82ZM105 52V54L104 53H102V52ZM157 51V52H156ZM224 51H225V53H224ZM230 51V54L228 53ZM75 52V53H74ZM77 52V53H76ZM130 52V51H129ZM237 52H240V53H237ZM86 53V54H85ZM216 53H218V54H216ZM227 53V54H226ZM231 53H232V55H231ZM43 54V55H42ZM61 54V55H60ZM108 54V55H107ZM113 56H112V55ZM158 54H159V56H158ZM196 54V55H195ZM200 54H202V55H200ZM215 54V55H214ZM225 54V55H224ZM77 55H79V56H77ZM81 55V56H80ZM93 55H95V56H93ZM105 55V56H104ZM108 57H107V56ZM110 55V56H109ZM138 55H140L139 53L137 54L136 53V56H138ZM157 55V56H156ZM197 55H199V56H197ZM204 55V56H203ZM74 56V57H73ZM89 56V57H88ZM160 56H161V58H160ZM201 56V57H200ZM225 56V57H224ZM233 56V57H232ZM5 57H7V56H5ZM41 57V58H40ZM86 57H87V59H86ZM92 58V61L90 62V60H88L89 58ZM98 57V58H97ZM105 57V58H104ZM127 57V58H126ZM261 57V56H260ZM33 58V60H31ZM95 58H96V61H95ZM108 60H107V59ZM118 58V59H117ZM126 58V59H125ZM158 60V58H160V59H164V60H162V62H161V60H158V61H156V59ZM87 61H86V60ZM102 59V60H101ZM125 59V60H124ZM168 59H169V57H168ZM178 59H179V61H178ZM201 59V60H200ZM213 59H215V61L213 60ZM216 59H217V61H219L218 63H217V61H216ZM37 60V61H36ZM79 60V61H78ZM83 60V61H82ZM97 60H98V63H97ZM153 60L155 61V62H153ZM166 60V61H165ZM208 62L207 63V65L205 66V64H206V61ZM221 60V61H220ZM89 61V62H88ZM101 61V62H100ZM102 61H104V62H102ZM108 61V62H107ZM111 61H116V62H114V63H112ZM167 63V66L168 67H163V66H166V63ZM172 63H171V62ZM197 61V62H198ZM224 61V62H223ZM231 61V62H230ZM84 63V65H87V66H85L84 67V65H83V63ZM88 62V63H87ZM92 62H95L97 65L99 64V66H95V64H93ZM105 62H106V64H105ZM161 62V63H160ZM209 62H213V63H209ZM222 62V63H221ZM227 62V63H226ZM108 63H109V65H108ZM128 63H131V64H128ZM155 63V64H154ZM163 63V64H162ZM164 63H165V65H164ZM168 63H170V64H172L171 66H170V64H168ZM179 63H180V65L181 66H179ZM187 63V64H186ZM229 63H231L234 67H232L231 68V66H229L228 64ZM93 64V65H92ZM102 64H105L104 66L102 65ZM113 65V66H111V65ZM123 64H127L128 65V67L126 66V68L124 67L125 65H123ZM157 64H158V66H157ZM175 64V65H174ZM190 65V68L188 67H186L187 65ZM194 64H196V65H194ZM200 66H199V65ZM225 64V65H224ZM237 64H238V66H237ZM110 67H108V66ZM117 67H116V66ZM122 65H123V68H122ZM153 65V66H152ZM157 67H159V66H161V67H159V68H157ZM186 65V66H185ZM221 65V67H219ZM228 65V66H227ZM64 66L68 69V71H67V69L66 68H64ZM70 66V67H69ZM73 66V67H72ZM94 66H95V68L97 67L98 68V70H97V68L95 69V70H92L93 68H94ZM107 66V67H106ZM118 66H119V68H118ZM172 66H173V68H172ZM181 68H179V67ZM191 66H193L194 68H192ZM197 66V67H196ZM198 66L199 67H201L200 69L198 68ZM216 66H217V68H216ZM83 69H82V68ZM88 67V68H87ZM101 69H103V70H101ZM102 67H104V68H102ZM113 67H115L114 69H115V71L113 72L112 71V69H113ZM133 70V73L134 74H136V72H138L137 73V75L134 77V74L132 73V71L130 70V68ZM137 69V71L134 69ZM147 67V69H144V68H146ZM154 67V68H153ZM163 67V69H160V68H162ZM171 67V68H170ZM179 68L180 70H182V72L179 70V69H176V70H172V69H174V68ZM206 67V69H202V68H205ZM208 67H210V68H208ZM212 67V68H211ZM213 67H215V68H213ZM222 67H224V68H222ZM88 70H87V69ZM89 68H91V70H90V72H89ZM107 68H109V69H107ZM112 68V69H111ZM117 68H118V70H117ZM127 70H125V69ZM128 68H129V71H131L130 73H129V71H128ZM149 68H151V69H149ZM167 68V69H166ZM171 69L172 71H174V73L171 71V70H169V69ZM19 68H17V70H18ZM70 69V70H69ZM72 69V70H71ZM107 69V70H106ZM208 69V70H207ZM210 69V70H209ZM218 69V70H217ZM219 69H222V70H219ZM21 70V69H20ZM19 70V71H20ZM24 70H26L27 71V73H26V71H24ZM66 70V71H65ZM122 70V71H121ZM138 70H140V71H138ZM143 70V71H142ZM163 70H164V72H163ZM177 70H178V73L181 75V77H180V75L177 73ZM186 70V71H185ZM201 72H200V71ZM207 70V71H206ZM224 70H226V71H224ZM24 71V72H23ZM76 71V72H75ZM81 71V72H80ZM88 72L86 75H85V73L86 72ZM91 71H93L94 72V74L91 72ZM96 71V72H95ZM102 72V71H104V72H107V73H112L113 75H110L109 77H107V78H109V80L107 81H104V82H101V81H97L96 80V76H97V78H98V72ZM135 71V72H134ZM144 71H145V73L147 72V71H149V72H147L146 74H144ZM156 71H158V73L156 72ZM162 71V72H161ZM168 71V72H167ZM218 71V72H217ZM21 72V71H20ZM64 72H66V73H64ZM78 75V72H80V73H82V74H80V75H78V77H75V76H77V75H75L74 76V74L75 73ZM85 72V73H84ZM125 72V73H124ZM126 72H128V73H126ZM139 72H140V74H139ZM155 72H156V74H155ZM171 73L170 75L172 76H169V75H166V74H168V73ZM182 74H181V73ZM206 72V73H205ZM27 75H26V74ZM68 73H70L69 74V76H71V79L73 80H71L72 81V83H70V80H68L70 77L69 76H67L68 75ZM74 73V74H73ZM92 73V74H91ZM116 73V74H115ZM117 73H118V75H117ZM122 73H124V74H126V75H124V74H122ZM143 73V74H142ZM152 75L151 77H150V74ZM160 73H161V76H159L160 75ZM163 73H164V75H163ZM175 75V73H177V77H175V79H174V77H173V74ZM210 73H211V71H210ZM88 74H90V77L88 76ZM138 74L140 75L139 77H138ZM158 74V75H157ZM204 74H206V75H204ZM26 75V76H25ZM29 75V76H28ZM73 75V76H72ZM85 75V76H84ZM92 75H94V77L92 76ZM117 75V76H116ZM144 75V76H143ZM154 75V76H153ZM67 76V77H66ZM81 76V77H80ZM92 76V77H91ZM116 76V77H115ZM125 76V77H124ZM128 77V80L126 81V79H127V77ZM141 76H142V78H141ZM149 76V77H148ZM168 77L169 79H170V81H168V78H166V77ZM181 78H179V77ZM17 77V76H16ZM28 77V78H27ZM30 77V78H29ZM68 78V79H66V78ZM73 77H75V78H73ZM82 77H84V79L82 78ZM114 77L117 79H114ZM119 77V78H118ZM123 77V78H122ZM134 77V81L132 80V78ZM148 77V78H147ZM156 77H158L157 79H156ZM161 78V80L163 79V82H161L160 81V78ZM171 77V78H170ZM47 78V79H46ZM65 78V79H64ZM77 78V79H76ZM87 78H90V79H87ZM138 78H140V79H138ZM148 79V81L150 80L149 78H151V80L152 81H149L150 82V84L151 85H154L155 84V81L156 82H158L157 84L158 85H156V87L158 86V87H160V85L161 86H163V84H164V86L162 87V90H161V87L160 88H158L157 87V89L156 88H154V86H153V90L155 89L156 90V92H157V94L155 93V96H154V102L156 103V105L155 104H153L152 105V109H150L151 108V105L148 107L147 106V101H145V100H147L148 98H149V95L145 92L146 91V88L145 87H147V86H142V85H140V84H143L144 83V85H147V79ZM153 78H155V80L153 79ZM233 80H232V79ZM31 79V80H30ZM49 79V80H48ZM79 79H80V81H79ZM83 79V80H82ZM87 81H86V80ZM92 79V82L90 81V82H88L89 80H91ZM94 79V80H93ZM135 79H136V81H135ZM174 80V82L172 81L171 82V80ZM214 81H212V80ZM51 80H54V81H51ZM85 80V81H84ZM115 80H116V83L118 84L117 86V88H116V83H115ZM147 82H146V81ZM158 80V81H157ZM178 80V81H177ZM24 81H26V82H24ZM28 81H29V83H28ZM67 81V82H66ZM77 83H75V82ZM79 81V82H78ZM84 81V82H83ZM133 81V82H132ZM144 81V82H143ZM153 81H154V84H152L153 83ZM159 81H160V85H159ZM168 81V82H167ZM181 81V82H180ZM32 84H31V83ZM34 82V83H33ZM46 84H45V83ZM81 82V83H80ZM87 82V83H86ZM98 82V83H97ZM114 82V85H115V87H114V85L112 84ZM119 82H121V83H119ZM132 82V83H131ZM138 83V86H137V83ZM182 85V87H183V85L185 86V87H183V89H181L182 87H181V85L179 84V83ZM23 83H25V84H23ZM49 83H50V85H49ZM68 83H70V85L68 84ZM81 85H80V84ZM93 85H92V84ZM105 83H107V84H105ZM110 83V84H109ZM123 83V84H122ZM135 83V84H134ZM167 83V84H166ZM170 83V84H169ZM235 83V84H234ZM71 84H73V85H71ZM74 84L76 85V87H78L77 89L79 90V92H78V90H77V92H76V90H74L75 89V86H74ZM78 84L80 85V86H78ZM98 86H97V85ZM121 86H120V85ZM179 86H178V85ZM48 87H47V86ZM61 85V86H60ZM62 85H64V86H62ZM83 85H84V87H83ZM85 85H87V86H85ZM88 85H92V87L90 88V86H88ZM106 85H108V86H106ZM112 85H113V87H112ZM139 85L141 86V87H139ZM177 85V86H176ZM27 86V85H26ZM66 86V87H65ZM69 86V87H68ZM73 86V87H72ZM82 86V87H81ZM94 86V87H93ZM101 86L103 87V88H101ZM174 86V85H173ZM213 86V87H212ZM58 87V88H57ZM59 87H62L63 88V90L61 89V88H59ZM86 87V88H85ZM88 87H89V90H88ZM105 87V88H104ZM142 87H143V89H142ZM165 87H168V88H165ZM177 87H180V89L179 88H177ZM186 87H188V88H186ZM53 88H54V90H53ZM70 88H72V90H70ZM74 88V89H73ZM82 88H84V90L82 91V89H81V91H80V89ZM97 88V89H96ZM134 88H138V89H142L143 90V92H141V91H139L138 90V92H134L133 93V91H134ZM165 88V89H164ZM184 88H185V90H187V91H185V95H183L184 94ZM203 88V89H202ZM9 89V90H8ZM59 89V90H58ZM92 89V90H91ZM99 89V90H98ZM128 89V90H127ZM191 89V90H190ZM222 89H224V91H225V93L226 94H222ZM8 90V91H7ZM7 90L5 91L7 94H11V92H12V90H10V88L8 87L7 88ZM55 90H58V91H56L55 93H53ZM61 90V91H60ZM71 91V92H69V91ZM73 90H74V92H73ZM94 90H96V91H94ZM102 90V91H101ZM176 90L174 91V92H176ZM181 90H182V92H181ZM226 90H227V92H226ZM15 91H16V89H15ZM60 91V92H59ZM62 91H64V92H62ZM91 91V92H90ZM99 91V93L98 94H96L97 92ZM103 91H104V93H103ZM114 91V92H113ZM131 91V92H130ZM243 91V92H242ZM48 92L49 93H52L51 95H53V96H55V95H57L56 97H54V98H51V95H49L48 94ZM62 92V93H61ZM115 92H116V94H115ZM126 92H129V93H126ZM166 92V93H165ZM181 92V93H180ZM187 92L189 93V95H187L186 96V94H187ZM199 92V93H198ZM230 92H231V95L230 96H228L229 94H230ZM242 92V93H241ZM60 95H59V94ZM67 93V94H68ZM101 93H102V95H101ZM123 93L124 94H126V95H123ZM145 93V94H144ZM152 93V91H150V94ZM233 93V94H232ZM240 93V94H239ZM245 93V94H244ZM89 94V95H88ZM91 94H96V95H94V96H92ZM105 94V95H104ZM132 96H131V95ZM133 94H135V95H133ZM142 94V95H141ZM166 94H168V95H166ZM198 94H200V96L198 95ZM242 94H244V96H246V97H244ZM30 95H32V94H30ZM33 95H36V94H33ZM37 95H39V94H37ZM97 95H99L98 97H96ZM138 95H139V97H138ZM156 95H158V96H156ZM221 95H224V96H221ZM227 95V96H226ZM233 95H235V96H233ZM242 97H241V96ZM40 96V95H39ZM52 96V97H53ZM63 96V95H62ZM84 96V95H83ZM91 96V97H90ZM101 96V97H100ZM145 96H146V99H144L145 98ZM160 96V97H159ZM186 96V97H185ZM193 96V97H192ZM229 97V98H226V97ZM49 99H48V98ZM109 97H113V96H109ZM184 97V98H183ZM201 97V99H199V98ZM219 97V98H218ZM220 97H222V99L220 98ZM234 97V98H233ZM241 97V98H240ZM130 98V99H129ZM136 98V99H135ZM137 98L140 100V101H138L137 100ZM158 98V99H157ZM188 98V99H187ZM192 98V99H191ZM218 99V101L220 100V104H221V106L219 105V103H217L218 101H214L215 99ZM133 99H135L136 100V102L137 103H135V101L133 100ZM143 99V100H142ZM197 100L198 99V105H197V103L195 102V101H193V100ZM216 99V100H217ZM246 99V100H245ZM1 100V99H0ZM134 101V102H133ZM142 101V102H141ZM224 101V102H223ZM226 101V102H225ZM2 102V101H1ZM138 102H139V104H138ZM143 102H144V104H143ZM194 102V103H193ZM133 103V104H132ZM140 103H142L141 105H140ZM196 103V104H195ZM207 103V105H209V104H212V105H210V106H212L213 107V110H209V108L207 107V106H205L204 104H206ZM217 103V104H216ZM132 104V105H131ZM146 104V105H145ZM223 104H224V106H223ZM134 105H136V106H134ZM170 105V106H169ZM175 105V106H174ZM195 105V106H194ZM202 105H204V106H202ZM134 106V107H133ZM138 106V107H137ZM147 106V107H146ZM153 106H156V107H153ZM158 106V107H157ZM160 106V107H159ZM164 106V107H163ZM194 106V107H193ZM202 106V107H201ZM219 106V107H218ZM208 109V112H207V109ZM142 108V109H141ZM147 108V109H146ZM150 110H149V109ZM157 108V109H156ZM219 108V109H218ZM224 108V109H223ZM156 109V110H155ZM166 111H165V110ZM225 109H227V110H225ZM145 110H148L147 112L145 111ZM152 110H153V112H152ZM155 110V111H154ZM160 112H162L161 113V115H160V113H159V111ZM170 110V111H169ZM200 110H202V111H200ZM204 110V111H203ZM206 110V111H205ZM136 111V112H135ZM143 111V112H142ZM172 111V112H171ZM211 111V112H210ZM229 111V110H228ZM206 112V113H205ZM126 114V115H124V116H116V117H113V122H111L112 121V117L111 118H100V116H98V115H96V117H93L94 119H90V120H88V122L86 123V124H89L90 126H93V127H91L90 128V126L89 125H86V124H83L82 126H80V127H77L78 125H74L73 126V128H71L72 130V133H74V134H76V136H71V134L70 133H66V131H65V129L63 128V127H60L63 131V134H61V135H63L62 136V138L60 137V136H58V140L60 141V143H59V141H55V142H57V143H55V145H53V148L52 149H57L58 151H59V149H60V151L59 152H61V153H66L67 151L68 152H70L71 150H72V152L74 151V153H75V155L77 154L78 156H75L74 155V153H68L67 152V154L69 155V156H67V157H69L70 158V160L68 159V160H66L67 158L66 157H58L59 159H65V161H67V162H69V164L71 163V168L69 169V170H71V171H69L70 173H72V174H69V172L68 173H65V174H67V175H65L64 173L62 174V176H58L57 174H56V172L54 171H52V170H50L49 172V174H50V176L53 178L54 177V180L57 178V176H58V180H59V182L61 181H63L61 184L62 185H66L67 186V183L70 185V187H69V185L66 187L65 186V190L67 189V188H69V189H71V190H67V192L68 191H71V192H69V193H71V194H76V195H74V196H69V195H67L68 193H66V194H64L63 193V197L62 196H59V197H57V199H58V201L56 202V203H53L52 202V204H51V202H49V201H42L41 199H38V196L39 195H41V193H40V191H35V190H29L28 192H25V193H27L28 195L31 193V192H33V193H31L30 194V196H32V198H35L37 195L36 194H38V196L34 199V202H33V199L32 198H30V199H28L29 197L28 196H24V197H22V198H24V201H23V199L22 198H20V196H23L21 193H23L24 191L22 190V189H18L17 187H15V188H13L14 186H11L10 188H7L6 190L4 189V188H2L1 187V184H3V182L2 181H0L1 183H0V190H2V191H0L1 193H0V195H3L4 197H6V201H4V203H6L7 201H8V203H6L7 205H9V203L11 204L12 203V201L11 200H13V199H20L21 201H23V202H25L23 205H25V208L23 209V210H17L16 212H14L13 211V209L11 210L10 208H8V209H6L5 208V205L3 204V206H2V204H0V208L2 209H0V216H4L5 214V218L2 216V217H0V258L4 255V256H7V253H8V255H13V254H15V253H17L16 252V250L18 249V245H22V241H21V238H22V235H24V234H22V233H24L23 232V228H26V226H30V228H29V230L30 231H32V232H34L35 234L36 233H38V232H41V231H44V230H46V228H48L49 227V225H46V223H48L49 222V217H50V215H54V216H56L57 217V220H56V224H57V226H59V225H61V224H65V226H64V230H63V232L64 233H67L66 231H68L69 229L68 228H72V226H73V230H71V231H77L78 230V224L79 223H83V222H85V221H87V220H89V219H91V220H93V219H95L96 218V216L95 215H97L96 214V212L98 213L99 212V210L100 209H102V211H103V213L101 214L102 216H98V221L101 223V220H103L102 221V224H103V228L105 229V227H106V225H105V222L107 221H109L107 224L109 225V223L111 222V224H110V226L108 227V225H107V227H106V229H108V231L106 230H104V232H105V234H104V232H103V230H102V232H101V230L99 231V230H96L95 232H96V234L97 233H99V234H97V237H96V239H95V244L94 245H92L93 246V248L91 247V249L85 254V258L84 259H88V261L87 260H85V264H144V261L145 260H149L147 257L148 256H150V258L151 257H153L152 258V261H153V259L155 258V257H157L158 256V258H160L161 257V259H167L168 257H169V252L166 254L165 252H163L162 253V250H160V249H158L157 247V249L156 248H152L149 252L150 253H152V250H153V253H152V256L151 255H149L150 253L148 252V254H146V252L144 251L143 252V250H145V241L143 240V239H141V236H144L143 235V230H145L147 233L149 232V234H151V233H153L154 232V230L155 229H159V228H161V229H163V228H165L164 226H163V222H165V220H167V216L169 215V218H171V216L175 213V211L176 212H178V211H180V210H184L185 208V206H183V200L185 199V195L184 194H186L187 193V188H188V182H186V180H188V179H190V178H194V175H195V177L198 175L195 171H194V167H192V169L189 171V172H187L186 173V171H185V173H184V176L186 177V178H184L183 180H181V177H180V173L178 172L176 175V177H175V175H172V176H170V178H169V174L166 176V177H163L165 180L167 179V180H169L170 181V183L166 180V182H164L162 185H160V186H158V185H156L155 187L156 188H154V186L152 187V189L151 188H146V189H148V190H146V192H148V194L145 192V188L144 189H141V187L139 186V185H137L138 187H139V197H137V198H135L136 197V195L135 194H133L132 196H135L134 198L133 197H130L131 195L130 194H128L127 193V190H120L119 191V193H117L115 190L117 189L116 187H118L119 186V184H118V182H117V180L119 181V179H120V176H121V172L120 171H122V172H126V170H127V166H126V162L125 161H123L124 163H122V160H125L123 157H116L115 156V152L119 149H124V148H126V145H130V146H132V145H136V146H138L139 145V143L138 142H136V141H133V139L131 138V137H125L121 132H120V134H117V133H119L118 131H121V126H120V124H122V120L123 119H125L129 114ZM147 113H148V115H147ZM151 113V114H150ZM159 115H158V114ZM168 114V116H167V114ZM174 113H175V115H174ZM210 113V114H209ZM212 113V114H211ZM143 114L145 115V117L143 116ZM151 115H154L155 117L154 118H152V116ZM158 115V116H157ZM163 115V116H162ZM170 115H172V116H170ZM174 115V116H173ZM207 115H210V117L209 116H207ZM213 115V116H212ZM167 116V117H166ZM100 119H99V118ZM125 117V118H124ZM144 117V118H143ZM151 117V118H150ZM159 117V118H158ZM208 117H209V119H208ZM95 118H96V122L94 121L95 120ZM120 118H121V120H120ZM148 118V119H147ZM150 118V119H149ZM158 118V119H157ZM162 118H163V120H162ZM164 118H165V120H166V118L168 119L169 118V120H167L168 121V123H166L165 122V120H164ZM105 119H107V121H110V122H107V121H104ZM111 119V120H110ZM146 121H145V120ZM152 119H154V120H152ZM212 119V120H211ZM98 120H99V122H98ZM102 120H103V122H102ZM156 120V121H155ZM208 120V121H207ZM211 120V121H210ZM100 121L104 124H102V123H100ZM118 122L116 125H118V127H113V126H116V125H114L113 123H115V122ZM152 121V122H151ZM159 121V122H158ZM163 121V122H162ZM105 122H106V124H105ZM154 122V123H153ZM212 122V123H211ZM151 123V124H150ZM158 123V125L156 126V124ZM159 123H161V124H159ZM162 123H164V124H162ZM167 125H166V124ZM221 123V122H220ZM93 124V125H92ZM97 124V125H96ZM100 124V125H99ZM108 124L110 125V126H108ZM112 124V125H111ZM213 126H212V125ZM80 125V124H79ZM99 125V126H98ZM106 126V127H104L105 128V130H102V129H104V128H102L101 126ZM151 125V126H150ZM154 125L156 126V127H154ZM161 125V126H160ZM168 127V125H169V128H166V126ZM209 125H211V127L209 126ZM86 126H89V127H86ZM153 126V127H152ZM164 126V127H163ZM227 126V125H226ZM225 125H222V127L223 128H225L226 127ZM95 127H97V128H95ZM98 127H100V128H98ZM108 127H110V128H108ZM115 128H117L115 131H114V129ZM150 127V128H149ZM161 129H163V131H162V134L160 133L161 132V130H159V128ZM89 128V129H88ZM93 128H95L94 129V133H93ZM167 129V131L166 130H164V129ZM78 129V130H77ZM79 129H82V130H79ZM91 129V130H90ZM110 129L113 131H111L110 132ZM149 129V130H148ZM155 129V130H154ZM87 130H88V134H87ZM102 130V131H101ZM108 132H107V131ZM151 130V131H150ZM65 131V132H64ZM81 131H86V134L84 133V132H82V134L84 133V136L80 133ZM97 131V132H96ZM150 131V132H149ZM92 133V134H90V133ZM153 132V133H152ZM156 132H159V134L158 133H156ZM164 132H165V134H164ZM78 133V134H77ZM100 133H102L101 135H100ZM96 134V135H95ZM99 134V135H98ZM105 134V135H104ZM113 135V137L112 138H110L112 135ZM157 134V135H156ZM220 134V135H219ZM48 135H50V134H48ZM86 135H88V138H87V136ZM93 136V137H91V136ZM95 135V136H94ZM104 135V136H103ZM111 135V136H110ZM114 135H115V141H114ZM122 137H121V136ZM155 136V137H153V136ZM161 135L163 136V137H161ZM165 135V136H164ZM210 135H212V134H210ZM209 135V136H210ZM221 135H223V131L221 132H218V133H216V135L214 136V135H212V136H210L211 137V139H212V137H214V139L216 140V141H222V137H221ZM80 137V136H82L83 138L82 139H80L79 138V140H80V144L78 143L79 142V140H78V137ZM86 136V137H85ZM89 136L91 137V138H89ZM100 136V137H102L100 140H99V142H98V144H100V149H99V145L97 144V142L96 141H98V137ZM108 136V137H107ZM49 137V136H48ZM52 137V136H51ZM85 137V138H84ZM105 137H106V139L107 138H109V139H107V141H105L106 139H105ZM119 137V139L117 140V138ZM121 137V138H120ZM160 137V138H159ZM166 138V140H168V141H166V140H164L165 138ZM167 137H169V138H167ZM202 137H204V136H202ZM57 138V137H56ZM65 138V139H64ZM70 140H69V139ZM77 138V139H76ZM93 138V139H92ZM52 139H53V137H52ZM90 139V141H88ZM91 139H92V141H91ZM102 139H104L103 141H102ZM110 139H112V140H110ZM128 140L127 142H126V140ZM130 139H132V140H130ZM68 140V141H67ZM82 140H83V142H82ZM86 140L88 141V142H86ZM122 140V141H121ZM163 140H164V142H163ZM62 141V142H61ZM66 141V142H65ZM74 141V142H73ZM109 141V142H108ZM111 141L113 142V143H116V145H115V147H113L114 146V144H112L111 143ZM129 141H130V143H129ZM36 142H39V141H36ZM72 142V143H71ZM82 142V143H81ZM86 142V143H85ZM90 142V143H89ZM104 144H103V143ZM125 143V145L123 144V143ZM161 142H163V143H161ZM73 143H77L75 146H72V144ZM92 143V144H91ZM117 143H118V145H120V143H122L120 146L121 147H123V148H121L120 146H118L117 145ZM138 145H137V144ZM166 143V144H165ZM168 143V144H167ZM19 144V143H18ZM20 144H21V146H20ZM19 145H14L13 144V146L17 149V153H19V148L20 147H23L24 145H26L24 148H26V149H28L29 148V144H25V143H20ZM83 144V145H82ZM87 144V145H86ZM96 144V145H95ZM110 145V147L111 148H113V149H111L110 147H108L107 145ZM160 144V145H159ZM82 145V146H81ZM103 145V146H102ZM105 145V146H104ZM112 145V146H111ZM175 145L176 146H178V147H175ZM64 146H66V148L64 147ZM70 148V151H69V148ZM78 146H81V147H78ZM95 146H97V147H95ZM103 148H102V147ZM118 146V147H117ZM127 146V147H128ZM164 147V148H162V147ZM18 147V148H17ZM65 148L67 151H65V149L63 150V148ZM86 148V150H85V148ZM118 148V149H115V148ZM175 147V148H174ZM62 148V149H61ZM78 148H80V150L78 149ZM83 149V151H82V149ZM176 149V150H175ZM77 150V151H76ZM91 150V151H90ZM62 151H64V152H62ZM79 151H81V152H83V154H84V158L83 159H88V160H85V162L83 161V159H82V157L81 156H83V154L81 153V152H79ZM170 151V152H169ZM28 152V151H27ZM96 153V154H94V155H92L93 153ZM100 152V153H99ZM107 152V153H106ZM208 152V154H206V156L207 157H209L211 154H214L215 152H213V150H209V151H207ZM86 153V154H85ZM90 153V154H89ZM104 154V155H102V154ZM20 155L21 154H23L21 151H20V153H19ZM73 154V159L71 160V155ZM80 154V155H79ZM107 154V155H106ZM108 154H110V156L108 155ZM86 155V156H85ZM97 157H96V156ZM100 155H101V157H100ZM105 155H106V157H105ZM22 157H24L25 156V154H24V156L23 155H21ZM29 154L27 153V157L25 156L24 158L26 159V160H24V162H25V164H27L28 163V160H29ZM81 157V158H79V159H81L84 163H85V165L84 164H82L83 162L81 161V160H79L77 157ZM87 156H90V157H92L93 156V159L92 158H88ZM94 156H95V158L97 159H94ZM104 156V157H103ZM105 158H109L110 160H112L113 158V161H112V164H111V162L110 163H108L110 160L109 159H107V160H109L108 162H107V160L105 159ZM112 158V159H111ZM116 158V159H115ZM0 159H1V157H0ZM171 159H173V158H171ZM74 160V161H73ZM77 160L80 162V164H79V162H77ZM92 160H94V162L92 161ZM114 160H115V162H114ZM117 160V161H116ZM73 161V162H72ZM76 161V162H75ZM1 162H3L2 160H0V163ZM87 162H88V164H87ZM115 163H117V165L115 164ZM118 163L121 165V166H118ZM87 164V165H86ZM109 164V165H108ZM114 164L116 165V166H114ZM171 164V163H170ZM202 165V166H200V165ZM112 165V168L110 167ZM126 167H125V166ZM199 165V166H198ZM104 166H106V167H104ZM114 166V167H113ZM172 167H173V163H172V165H171ZM199 167V169H203L202 167L204 166V162L201 164V163H195V167ZM117 167V168H116ZM118 167H119V172H118ZM201 167V168H200ZM0 168H1V165H0ZM104 170H103V169ZM108 168V169H107ZM113 168H114V170H113ZM125 170H124V169ZM174 168V167H173ZM88 169V170H87ZM82 170V171H81ZM109 170V171H108ZM115 170H117V171H115ZM124 170V171H123ZM80 171V172H79ZM85 171V172H84ZM90 171V172H89ZM103 173H102V172ZM108 171V172H107ZM171 171V170H170ZM76 172L78 173V175L76 174ZM90 175V176H88V174ZM106 172V173H105ZM53 173V174H52ZM80 173H81V175H80ZM92 173V174H91ZM108 173V174H107ZM113 173V174H112ZM195 173V174H194ZM69 174V175H68ZM85 174V175H84ZM99 174V175H98ZM107 174V175H106ZM188 174V175H187ZM53 175V176H52ZM56 175V176H55ZM72 177H71V176ZM80 175V176H79ZM84 175V176H83ZM87 175V176H86ZM104 175H105V177H104ZM111 175V176H110ZM112 175H115V176H112ZM191 175V176H190ZM65 176V177H64ZM66 176H68V178L66 177ZM74 176V177H73ZM95 176H97V177H95ZM178 176H179V178H178ZM62 177H64V179L62 178ZM70 177V178H69ZM79 177H81L80 179H77V178H79ZM83 177H84V180H85V178H86V182L83 180ZM90 177V178H89ZM101 177V178H100ZM107 177H109L110 179L108 180V178ZM112 177V178H111ZM113 177H114V179H113ZM118 177V178H117ZM169 179H168V178ZM68 180H67V179ZM94 178H97V179H99V181H97L96 179H94ZM177 178L179 179V180H177ZM65 179L67 180L66 182H65ZM72 179L74 180L73 181V183H72ZM76 179V180H75ZM92 179V180H91ZM101 179V180H100ZM111 179H113V183H114V180L116 181V183L118 184V186H116L115 184V186H113L112 184V181H111ZM133 179V178H132ZM132 179H131V181H132ZM174 179V180H173ZM80 180V181H79ZM91 180V181H90ZM134 180H135V178L133 179V183H135L136 182V180H135V182H134ZM81 181H83L82 183H81ZM90 181V182H89ZM103 183H102V182ZM106 181V182H105ZM109 181H111L110 183H107V182H109ZM180 181V182H179ZM181 181H183V182H181ZM77 183V185L75 184V183ZM80 182V183H79ZM88 182V183H87ZM99 182V183H98ZM168 182V183H167ZM172 182V183H171ZM73 185H72V184ZM87 185H86V184ZM90 183V184H89ZM94 183H96V184H94ZM102 183V184H101ZM179 183V184H178ZM81 184V185H80ZM83 184H84V186H83ZM100 184L101 185H104V186H106L107 184V187L106 188H108V195H105V193H103V196H101V194L99 195V193L97 192V190L100 192H103V190L102 189H100ZM135 184H137V183H135ZM167 184V185H166ZM89 185V187H91L92 189H90V188H88L87 186ZM92 185V186H91ZM171 185V186H170ZM73 186H74V188H73ZM168 186V187H167ZM72 187V188H71ZM80 187V188H79ZM84 189H83V188ZM97 188V190H95V188ZM78 188H79V190H78ZM116 188V189H115ZM154 188V189H153ZM172 188V189H171ZM11 189H12V191H11ZM14 189V190H13ZM16 189H18V190H20V193H18V194H16ZM76 189L78 190V191H76ZM82 189V190H81ZM86 189H89L88 190V192H89V194H88V192L87 191H85V192H83V190H86ZM168 189V190H167ZM170 189V190H169ZM72 190H74V191H72ZM92 190H93V193H92ZM141 190V191H140ZM10 191L11 192H13V193H15V195L13 194V193H10ZM96 191V193H94ZM121 191H123L124 192V195H123V193L121 192ZM166 191V192H165ZM171 191V192H170ZM173 191V192H172ZM5 194H4V193ZM7 192V193H6ZM38 192V193H37ZM121 192V193H120ZM126 192V193H125ZM36 193V194H35ZM40 193V194H39ZM78 193H80L79 195H78ZM83 193H85V194H83ZM98 193V194H97ZM113 193H115V195L112 194ZM142 193V194H141ZM82 194V195H81ZM86 194H87V196H86ZM90 194H91V196H90ZM92 194H94V195H92ZM118 194V195H117ZM122 194V195H121ZM127 194V195H126ZM166 194V195H165ZM18 195V196H17ZM97 195V196H96ZM99 195V196H98ZM105 195V196H104ZM181 195V197H178V196H180ZM183 195V196H182ZM13 196H15L14 198H13ZM17 196V197H16ZM35 196V197H34ZM80 197L79 198V200H78V198L76 199V197ZM84 196V197H83ZM88 196H90L89 198H88ZM94 196H95V198H94ZM177 196V197H176ZM69 197H70V199H71V203H68L69 202ZM87 197V200L85 199ZM91 197H92V199H91ZM97 197V198H96ZM105 197H107V199L108 200H106V198ZM109 197V198H108ZM10 198V199H9ZM27 198V199H26ZM93 198L95 199V201H100V203H98V202H95L94 200H93ZM99 198V199H98ZM100 198H101V200H100ZM102 198H103V201H102ZM114 198V200H112V199ZM25 199L27 200V201H25ZM38 199V200H37ZM31 201L30 203H29V201ZM35 200H37V202H39L40 204H38ZM83 200H84V202H83ZM90 200H92V202L90 201ZM105 200V201H104ZM136 200V201H135ZM73 201V202H72ZM78 201H80V203L78 202ZM82 201V202H81ZM89 201V202H88ZM111 201V202H110ZM113 201V202H112ZM133 201H134V203H133ZM41 202H42V204H41ZM49 202V203H48ZM59 202H60V204L62 205V204H67V205H62V206H64V207H62L60 204H59ZM61 202H63V203H61ZM77 202V203H76ZM88 202V203H87ZM178 202V203H177ZM180 202V203H179ZM31 203H33V205H31ZM105 203V204H104ZM109 203V204H108ZM115 203V204H114ZM177 205H179V207L178 206H176V204ZM27 204V205H26ZM34 204H35V206H34ZM48 204H49V206L50 205H52V210H55V211H52L51 209H50V207L48 206ZM60 205V206H57V205ZM71 204V205H70ZM74 204H75V206H74ZM80 204V205H79ZM103 206H102V205ZM114 204V205H113ZM6 205V206H7ZM31 205V206H30ZM37 205H39V207L37 206ZM43 205H46L45 206V209L44 208H41ZM54 205V206H53ZM69 205V206H68ZM86 205V206H85ZM108 206V207H104V206ZM113 205V207H111ZM28 206H30L29 208H28ZM33 206V207H32ZM41 206V207H40ZM48 206V207H47ZM68 206V207H67ZM183 206V207H182ZM36 207V208H35ZM44 207V206H43ZM60 207H61V209H60ZM70 207H72V208H70ZM76 207V208H75ZM110 207V208H109ZM183 209H182V208ZM33 208H35V209H37L38 208V210H35V209H33ZM40 208V209H39ZM55 208V209H54ZM56 208H58V209H56ZM65 208V209H64ZM68 208V209H67ZM76 210H75V209ZM168 208V209H167ZM26 209V210H25ZM50 209V210H49ZM34 212H33V211ZM42 210V211H41ZM43 210H45V211H43ZM69 210V211H68ZM71 210V211H70ZM107 210H110L111 211V217H109L108 215V217L105 215V213H107ZM113 210V211H112ZM173 210V211H172ZM175 210V211H174ZM4 211V214L2 213ZM6 211V212H5ZM8 211V212H7ZM11 211V212H10ZM31 211V212H30ZM41 211V212H40ZM60 211V212H59ZM62 211V212H61ZM66 211V212H65ZM73 211V212H72ZM83 211V212H82ZM12 212H14V213H12ZM19 212V213H18ZM26 212V213H25ZM37 214H36V213ZM72 212V213H71ZM78 212V213H77ZM2 213V214H1ZM16 213V214H15ZM52 213V214H51ZM59 213V214H58ZM81 215H80V214ZM93 213V214H92ZM166 213H168V214H166ZM8 214V215H7ZM12 214H15L14 216H12ZM24 214V215H23ZM68 214V215H67ZM75 214V215H74ZM92 214V215H91ZM170 214H171V216H170ZM63 215V216H62ZM70 215H72V216H70ZM80 215V216H79ZM105 215V216H104ZM9 216V217H8ZM10 216H11V218H10ZM15 216L17 217V218H15ZM24 216V217H23ZM47 216V217H46ZM68 216V217H67ZM74 216V217H73ZM85 216V217H84ZM166 216V217H165ZM89 217H91V218H89ZM95 217V218H94ZM105 217V218H104ZM107 217V218H106ZM19 218V219H18ZM36 218V219H35ZM67 218V219H66ZM70 218H71V220H70ZM103 218V219H102ZM41 219V220H40ZM46 219V220H45ZM68 220L66 223H65V221L66 220ZM81 219V220H80ZM14 220V221H13ZM32 220H33V222H32ZM59 220V221H58ZM62 220H65V221H63L62 222ZM74 220H75V222H74ZM82 221V222H81ZM12 222H15V223H13V224H11ZM30 222V223H29ZM79 222V223H78ZM113 222V223H112ZM149 222V223H148ZM27 223V224H26ZM35 223V224H34ZM74 223H77L76 225L74 224ZM146 223V224H145ZM9 224L10 225H16V226H9ZM26 224V225H25ZM32 224H34V225H32ZM63 224V225H64ZM67 224V225H66ZM115 224V225H114ZM25 225V226H24ZM31 225H32V227H31ZM69 225H72V226H69ZM142 225H143V227H142ZM146 225V226H145ZM162 225V227H160ZM22 226V227H21ZM24 226V227H23ZM36 226L38 227V228H36ZM46 226V227H45ZM77 226V227H76ZM149 226H152V227H149ZM35 227V228H34ZM114 227V228H113ZM146 227H148V228H146ZM21 228V229H20ZM142 228H144V229H142ZM9 229V230H8ZM14 229V230H13ZM35 230H37V231H35ZM74 231V232H75ZM82 232H83V230L81 229L80 231H79V233H78V239L79 238H81L82 237ZM142 235H141V234ZM19 234V235H18ZM21 234V235H20ZM91 234V233H90ZM107 234V235H106ZM99 235V236H98ZM102 236V237H101ZM19 237V238H18ZM98 237H100V238H102V239H99L98 240ZM139 239H138V238ZM18 240H17V239ZM137 238V239H136ZM143 240V241H142ZM21 241V242H20ZM141 241V242H140ZM97 242H98V244H97ZM101 242V243H100ZM16 243V244H15ZM137 243V244H136ZM53 244V243H52ZM96 244H97V246H96ZM12 245H13V247H12ZM14 245H15V247H14ZM144 247H143V246ZM10 246V247H9ZM17 247V248H16ZM52 248H60V246L58 245V244H53V246H51ZM140 247H143V248H140ZM7 248V249H6ZM11 248V249H10ZM48 248V247H47ZM5 249V250H4ZM8 250V251H7ZM6 251V252H5ZM40 251H43V248H41L40 249ZM91 251L93 252V253H91ZM139 251H140V253H139ZM170 251V250H169ZM10 252V253H9ZM43 252H45V251H43ZM161 252V253H160ZM91 253V254H90ZM142 253V254H141ZM157 255H156V254ZM3 254V255H2ZM6 254V255H5ZM146 254V255H145ZM159 254V255H158ZM88 255V256H87ZM91 255V256H90ZM90 256V257H89ZM155 256V257H154ZM88 257V258H87ZM144 257V258H143ZM166 257V258H165ZM160 262H162V264H163V260H161ZM152 263H154V262H152ZM151 263V264H152Z\"/></svg>",
  "mask_w": 264,
  "mask_h": 264
}]
</instances>
